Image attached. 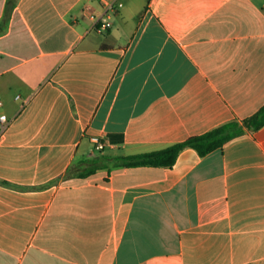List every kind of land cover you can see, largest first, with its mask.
Wrapping results in <instances>:
<instances>
[{"label": "crops", "instance_id": "1", "mask_svg": "<svg viewBox=\"0 0 264 264\" xmlns=\"http://www.w3.org/2000/svg\"><path fill=\"white\" fill-rule=\"evenodd\" d=\"M0 96V264H264V127L67 175L259 111L264 0H0Z\"/></svg>", "mask_w": 264, "mask_h": 264}, {"label": "trees", "instance_id": "2", "mask_svg": "<svg viewBox=\"0 0 264 264\" xmlns=\"http://www.w3.org/2000/svg\"><path fill=\"white\" fill-rule=\"evenodd\" d=\"M264 127V105L254 115L244 120H232L226 122L204 134L189 137L185 141L171 145L165 149L142 153L131 156H99L93 159L82 160L74 163L67 171L68 176H90L107 166L113 168H129L139 166L172 168L181 152L192 148L201 157L223 149L231 140L249 132L259 131ZM85 165V166H83Z\"/></svg>", "mask_w": 264, "mask_h": 264}, {"label": "built area", "instance_id": "3", "mask_svg": "<svg viewBox=\"0 0 264 264\" xmlns=\"http://www.w3.org/2000/svg\"><path fill=\"white\" fill-rule=\"evenodd\" d=\"M96 21H97V23H102L103 29H108L112 25V23L105 16L96 19ZM4 106H5V102L2 99V97L0 96V123H1V126L3 128H5L10 123V120H9L7 114L2 112V109L4 108ZM93 142L95 143L96 148L98 150H101L105 147L104 143L102 142V140L99 137H94Z\"/></svg>", "mask_w": 264, "mask_h": 264}]
</instances>
